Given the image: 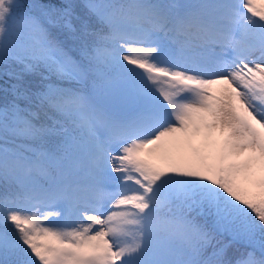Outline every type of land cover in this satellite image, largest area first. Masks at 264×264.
<instances>
[{"label": "snow or ice", "instance_id": "snow-or-ice-1", "mask_svg": "<svg viewBox=\"0 0 264 264\" xmlns=\"http://www.w3.org/2000/svg\"><path fill=\"white\" fill-rule=\"evenodd\" d=\"M0 264H264V0H0Z\"/></svg>", "mask_w": 264, "mask_h": 264}]
</instances>
